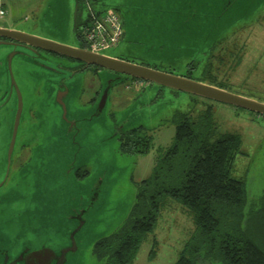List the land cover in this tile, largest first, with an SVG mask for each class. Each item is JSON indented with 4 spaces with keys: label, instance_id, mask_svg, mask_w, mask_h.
<instances>
[{
    "label": "rangeland",
    "instance_id": "1",
    "mask_svg": "<svg viewBox=\"0 0 264 264\" xmlns=\"http://www.w3.org/2000/svg\"><path fill=\"white\" fill-rule=\"evenodd\" d=\"M0 1L8 10L0 26L21 28L64 45L80 43L74 31L75 0ZM228 1L101 0V9L118 12L127 33L104 54L122 55L176 75L189 74L264 103V0H238L227 8ZM25 59L19 54L13 59L22 97L19 132L26 143L40 144L48 157L41 166L40 198L20 221L23 227L9 221L12 227L6 232L7 239L25 241L21 246L2 241L10 257L22 245L31 250L51 248L59 255L70 246V234L83 219L75 234L77 250L69 252L63 264H103L93 255V245L118 230L127 218L135 199V183L150 175L157 148L168 147L172 141L176 113L195 118L208 107L215 136L239 134L241 153L232 176L245 182V211L264 193V116L155 83H136L128 77L109 89L103 110L96 116L99 94L114 74L88 69L65 75L69 93L64 99V118L57 102L60 83H34L23 72ZM6 116L0 111L2 133L7 128L3 121L12 118ZM137 126L152 136L153 148L146 155L122 153L120 131ZM77 171L87 174L77 178ZM193 230L190 214L176 201L167 200L154 231L146 234L131 264H174Z\"/></svg>",
    "mask_w": 264,
    "mask_h": 264
},
{
    "label": "trees",
    "instance_id": "2",
    "mask_svg": "<svg viewBox=\"0 0 264 264\" xmlns=\"http://www.w3.org/2000/svg\"><path fill=\"white\" fill-rule=\"evenodd\" d=\"M99 2L91 1L95 12L105 10ZM75 22L78 46L86 47ZM210 117L208 107L195 118L189 113L173 115L170 145L157 148L150 175L135 183L134 203L122 225L93 245L96 259L131 264L170 199L190 214L194 226L174 264H264V193L246 212L245 182L232 176L241 137L233 132L215 136ZM118 140L119 150L128 155H146L153 148L143 126L121 130Z\"/></svg>",
    "mask_w": 264,
    "mask_h": 264
},
{
    "label": "flooded vegetation",
    "instance_id": "3",
    "mask_svg": "<svg viewBox=\"0 0 264 264\" xmlns=\"http://www.w3.org/2000/svg\"><path fill=\"white\" fill-rule=\"evenodd\" d=\"M86 19V6L81 0H78L75 11V23L81 42L82 39L79 28ZM1 27L16 29V27L13 26ZM19 30L21 31V28H19ZM0 46V111L6 113V117L12 116L10 120L7 118L3 121V125H7L5 132L2 133V130H0V246L3 247L0 249V264H10L13 260H17L20 254L22 256L21 258L23 259L28 255V253L34 251L33 249L31 250L30 246L22 245V249L19 250L15 256L10 257L8 255L9 250L6 248L5 249L8 252L4 250V245L1 243L4 241L3 243L8 242L11 243V245L25 244V241L19 240V238L7 239L8 234L6 232L12 227V224H10L9 221H12L14 225L19 222L20 228H22L23 224L20 221L29 211H31V203L34 200L40 198L41 180L43 179L41 178V166L44 160L48 157L47 152L42 151V146L40 144L26 143L28 140L25 138V135L22 132H19L20 122L18 123L16 129L13 144H11L18 104L17 90L12 83L11 78L13 79L20 93L13 67V59L17 54L26 57L23 63V65L26 64L23 68L25 71L23 72L27 75V77L32 76V78L35 79L34 83L43 82L46 84H51V80L53 83L55 81L57 84L60 83L59 87L57 84H55V86H57L59 89L57 98L61 97L63 102L66 95L69 93L68 89L66 88L67 77L65 76L68 71H83L88 69H93L96 71L102 68L94 65H85L84 63L74 59L46 52L40 49H36V51H34L23 44H19L13 40L2 37H0ZM8 52L11 53L9 57L7 55ZM111 57L131 61L127 58H124L122 55ZM74 62H77L75 66H73ZM33 66H36L38 69L33 68ZM190 66L194 67L193 64ZM41 69H45L50 73L43 72ZM51 72L55 74H52ZM58 75L60 77H58ZM52 76H54V78H51ZM9 102L12 103L10 104ZM13 105L14 108H12ZM21 116L22 110L20 113V117ZM5 121L6 124H4ZM34 141L35 137H33V142ZM86 174L87 171L82 173L77 171L75 176L77 178H82V176H85ZM44 178H46V176H44ZM3 231H5V234H3ZM6 255L8 257L7 260L5 258ZM17 264H23V261H17Z\"/></svg>",
    "mask_w": 264,
    "mask_h": 264
},
{
    "label": "water",
    "instance_id": "4",
    "mask_svg": "<svg viewBox=\"0 0 264 264\" xmlns=\"http://www.w3.org/2000/svg\"><path fill=\"white\" fill-rule=\"evenodd\" d=\"M228 1V0H227ZM238 0L228 1L227 8L231 4ZM78 0L74 2V21H75V11ZM108 10V9H107ZM123 25V39H125L126 32ZM0 37L13 40L16 43L23 44L24 46L36 51L40 49L46 52L54 53L57 55L65 56L85 65H94L100 67L104 70L112 72L113 78H111L106 87L101 90L99 94L98 107L96 110V116L100 115L103 110V107L107 100V95L109 89L120 79L131 77L137 80L146 81L149 83H155L169 89H173L179 92L187 93L193 96H197L206 100L219 102L223 104H228L241 108L244 110L251 111L258 115L264 116V103L247 98L242 95L232 93L226 89L220 88L218 86L201 82L192 78H188L182 75H176L170 72L161 71L155 68H152L147 65L134 63L131 61L111 57L100 52H93L87 47L80 46H69L64 45L58 42H54L48 39H43L15 28H6L0 26ZM10 63V60H9ZM12 83L14 84L17 95H18V104L17 112L14 122V130L11 144H13L14 136L16 134V129L20 119V113L22 110V99L20 93L17 89L16 84L11 78ZM58 104L62 107L63 117L65 118L66 107L62 98H57ZM74 124H72L73 126ZM84 222L83 219L79 222L76 229L70 234L71 244L68 248L62 250L59 255L55 253L51 248H41L34 250L25 258H21V254L17 260H13L10 264H17V261H23V264H51L53 260H57L58 264H63L66 258V255L69 252H75L77 250L75 242V234L82 228ZM7 260V255H6Z\"/></svg>",
    "mask_w": 264,
    "mask_h": 264
},
{
    "label": "built area",
    "instance_id": "5",
    "mask_svg": "<svg viewBox=\"0 0 264 264\" xmlns=\"http://www.w3.org/2000/svg\"><path fill=\"white\" fill-rule=\"evenodd\" d=\"M87 10V19L79 28L81 39L86 47L93 52L104 53L116 47L123 38V25L117 11L103 10L95 12L92 9V0H82ZM5 10L0 4V19ZM139 80H136V83Z\"/></svg>",
    "mask_w": 264,
    "mask_h": 264
},
{
    "label": "crops",
    "instance_id": "6",
    "mask_svg": "<svg viewBox=\"0 0 264 264\" xmlns=\"http://www.w3.org/2000/svg\"><path fill=\"white\" fill-rule=\"evenodd\" d=\"M99 1H101V0H99ZM0 4L3 6V8L5 10V15H7V11H8L7 8L3 5V3L1 1H0ZM122 24H123V22H122ZM16 29H19V28H16Z\"/></svg>",
    "mask_w": 264,
    "mask_h": 264
}]
</instances>
